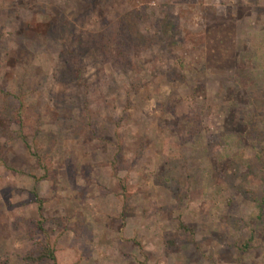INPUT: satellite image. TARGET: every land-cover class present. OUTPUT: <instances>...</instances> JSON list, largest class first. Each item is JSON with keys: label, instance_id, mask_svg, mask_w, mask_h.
<instances>
[{"label": "rangeland", "instance_id": "obj_1", "mask_svg": "<svg viewBox=\"0 0 264 264\" xmlns=\"http://www.w3.org/2000/svg\"><path fill=\"white\" fill-rule=\"evenodd\" d=\"M85 4L145 14L137 71L63 76ZM39 222L60 264H264V0H0V264Z\"/></svg>", "mask_w": 264, "mask_h": 264}, {"label": "trees", "instance_id": "obj_2", "mask_svg": "<svg viewBox=\"0 0 264 264\" xmlns=\"http://www.w3.org/2000/svg\"><path fill=\"white\" fill-rule=\"evenodd\" d=\"M106 2L107 0H102ZM86 5V4H85ZM88 8L90 5L84 7V13L81 14L82 17L79 20L75 19L73 23L63 20L58 22V20L51 26L54 29L52 32L57 30L59 35V40L62 41L65 48L69 46L70 51H64L66 57H71L72 61L69 65L78 64L79 69L75 72V68L65 64L63 76L69 80H80L84 77L86 70V59L89 54L93 55L101 65H109L114 69H119L123 74L137 71L138 61L142 52L150 48L156 41L155 38H148L144 36L138 29H135L134 19L142 18L145 14H131L128 16V20L119 19L114 24L107 26L99 33H89L78 30L79 21L85 23L90 14H88ZM167 18L170 28H167V33H175L174 30L177 29V19L174 17ZM58 23V24H57ZM84 25V24H82ZM55 26V27H53ZM160 33V30H159ZM165 35V34H164ZM158 36V35H157ZM52 39V38H50ZM163 43V42H162ZM68 48V49H69ZM77 57V60L75 58ZM84 105H88V100H85ZM38 201V200H37ZM40 203V202H39ZM262 207V206H261ZM39 232L44 237L45 243H38L37 251L35 254H31L23 259L24 264H41L43 262H50L51 264H60L54 247H51L49 241L48 233L45 231L42 222L37 224ZM180 228L188 232L189 235H193L191 228L181 225Z\"/></svg>", "mask_w": 264, "mask_h": 264}]
</instances>
